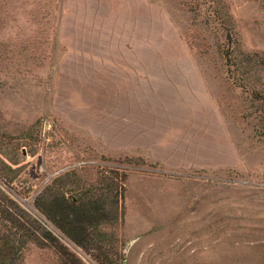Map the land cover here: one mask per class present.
<instances>
[{
    "label": "rangeland",
    "instance_id": "1",
    "mask_svg": "<svg viewBox=\"0 0 264 264\" xmlns=\"http://www.w3.org/2000/svg\"><path fill=\"white\" fill-rule=\"evenodd\" d=\"M201 1L111 0L108 19L101 15L107 0H0V158L18 160L3 158L14 170L2 187L44 222L32 201L58 173L74 168L90 182L95 169L121 168V218L106 226L118 264H264L258 103L225 76L219 52L226 25L234 60L257 51L262 64L242 82L250 87L259 75L254 86L264 90V0ZM117 57L132 63L128 101L139 91L136 61L146 58L142 102L146 116L160 118L149 125L152 134L172 143L167 159L154 157L151 145L130 152L117 135L122 129L110 128L109 110L124 107L123 97L115 104L109 96ZM177 67L179 74L170 71ZM190 74L203 79L204 101L154 87ZM44 224L82 264H100L93 249L83 252ZM15 262L61 264L51 246L33 242Z\"/></svg>",
    "mask_w": 264,
    "mask_h": 264
},
{
    "label": "trees",
    "instance_id": "2",
    "mask_svg": "<svg viewBox=\"0 0 264 264\" xmlns=\"http://www.w3.org/2000/svg\"><path fill=\"white\" fill-rule=\"evenodd\" d=\"M205 1L210 0H202L200 3ZM212 13L216 16L214 9ZM209 14L211 15L208 10L202 13L205 17ZM222 28L225 32L220 33L223 42H220L219 52L225 65V76L241 87L251 101L258 103L252 113L256 126L262 129L264 135V90L254 86L259 83V75L254 74L255 81L250 87H247L246 82H242L249 79L250 72L254 73L256 65L262 67L256 57L258 52H240V56L234 60L235 48L232 44L231 32L226 25ZM225 45L228 46L226 49H224ZM2 155L11 163L18 162L16 158ZM3 158H0V264L16 261L28 242H33L37 246H51L57 252L61 264H82L80 258L46 227L45 221L83 252L90 253L89 251L93 249L100 264H110L113 260L114 264H118L117 259H120L121 254L116 246L112 245L106 226L112 224L117 226L121 218L118 201L125 178L121 168L95 169L94 177L90 182L85 179L80 180L74 168L58 173L42 186L32 201L34 209L45 220L42 222L23 208L2 187V183H8L13 177V173L6 175V171L14 170ZM113 253L119 256L112 258Z\"/></svg>",
    "mask_w": 264,
    "mask_h": 264
},
{
    "label": "crops",
    "instance_id": "3",
    "mask_svg": "<svg viewBox=\"0 0 264 264\" xmlns=\"http://www.w3.org/2000/svg\"><path fill=\"white\" fill-rule=\"evenodd\" d=\"M109 2L108 9L104 11L101 15L102 16H109L108 19H110L113 15H110V10H112V7L110 5L111 0H107ZM114 17V16H113ZM112 17V18H113ZM118 58V57H117ZM111 64L112 57H109L108 60ZM138 73H136V88L139 91H133V100L130 99L131 101H128V97L130 98L132 96V91L129 89L131 88L130 85V78L129 75L125 74V70L130 69V65L132 64L131 61H127L125 57H120L114 61L115 70H120V71H115V74L117 75V80L115 79L116 83L114 85L110 84L109 85V96L114 97L112 100L116 104L121 97L124 99V107L121 109V106L118 108H115L113 111L110 109L109 113H111V120H109V125L110 128L113 130H121L117 135H120L122 133L123 137V144L125 148H127L130 152L133 151H138V150H144V148H147L148 145H151L153 148L156 147L154 150L158 153L156 158H168L166 157L167 154L171 153L173 146L171 142H167L165 140H161L152 134L154 133V130H151L149 127L150 124H156L159 122V119L155 115H151L149 117L145 115L147 110H145V106L142 102V87L146 89L147 87V81H146V58H139L138 61ZM145 67V68H144ZM136 70V69H135ZM170 71L179 74V67L170 69ZM143 72V73H142ZM122 74V75H121ZM142 74H144V78L142 80ZM191 79H183V83L174 80L171 78H167L166 80H163L162 85H155L154 87L158 90L159 88L165 86V89L167 90L166 93L170 90L171 92H168L170 97L172 98L173 96H178L180 99L184 98L187 99L188 101H195V100H202L204 101V97H206V87L203 82V79L201 76H197L196 74H190ZM159 81V80H158ZM127 82V83H125ZM162 82V80H161ZM112 85V87H111ZM145 91V90H144ZM163 91V90H162ZM146 92V91H145ZM135 97V98H134ZM136 97H139L138 99ZM118 98L116 101L115 99ZM129 102V103H128ZM112 103V101H111ZM205 108L208 109L207 111H210V109L207 107V103L205 101ZM144 111V112H143ZM211 112V111H210ZM114 113V116H113ZM167 113H171L170 111H167ZM218 115V114H217ZM217 115L215 114L214 120H218ZM184 115H182L180 118H182ZM174 117V116H173ZM188 117V116H187ZM186 120V116H184ZM213 119V117L211 116ZM189 119V118H188ZM183 120V119H182ZM190 120V119H189ZM188 120V121H189ZM111 121V122H110ZM112 130V131H113ZM111 131V134H112ZM146 140V141H145ZM162 150V152H158L157 148ZM171 151V152H170ZM155 153V152H153ZM159 155V156H158Z\"/></svg>",
    "mask_w": 264,
    "mask_h": 264
},
{
    "label": "water",
    "instance_id": "4",
    "mask_svg": "<svg viewBox=\"0 0 264 264\" xmlns=\"http://www.w3.org/2000/svg\"><path fill=\"white\" fill-rule=\"evenodd\" d=\"M9 264H17V262L14 261V262H11V263H9Z\"/></svg>",
    "mask_w": 264,
    "mask_h": 264
}]
</instances>
